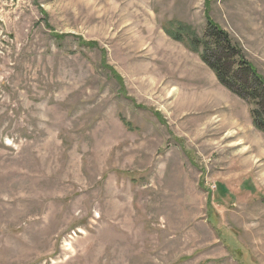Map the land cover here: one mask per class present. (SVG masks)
<instances>
[{"label": "rangeland", "instance_id": "1", "mask_svg": "<svg viewBox=\"0 0 264 264\" xmlns=\"http://www.w3.org/2000/svg\"><path fill=\"white\" fill-rule=\"evenodd\" d=\"M206 17L264 79V0H0V264H264V135L165 32Z\"/></svg>", "mask_w": 264, "mask_h": 264}, {"label": "trees", "instance_id": "2", "mask_svg": "<svg viewBox=\"0 0 264 264\" xmlns=\"http://www.w3.org/2000/svg\"><path fill=\"white\" fill-rule=\"evenodd\" d=\"M165 32L196 53L221 86L246 102L253 127L264 135V79L245 59L239 43L208 17L201 36L182 23L170 25Z\"/></svg>", "mask_w": 264, "mask_h": 264}]
</instances>
